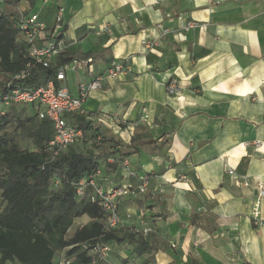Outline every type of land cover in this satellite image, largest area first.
Listing matches in <instances>:
<instances>
[{"label": "crops", "instance_id": "crops-1", "mask_svg": "<svg viewBox=\"0 0 264 264\" xmlns=\"http://www.w3.org/2000/svg\"><path fill=\"white\" fill-rule=\"evenodd\" d=\"M60 7L63 51L106 58L91 57L92 74L83 65L66 73L72 94L112 61L128 66L90 93L87 120L106 139L129 142L141 123L159 141L129 156L134 186L144 177L149 184L124 198L121 227L161 248L147 263L133 244H116L110 263L264 264L258 191L241 183H264V0H23L11 10L37 13L53 28ZM180 15L197 25L185 29ZM106 175L105 183L126 182ZM259 211L264 217V197Z\"/></svg>", "mask_w": 264, "mask_h": 264}, {"label": "trees", "instance_id": "trees-1", "mask_svg": "<svg viewBox=\"0 0 264 264\" xmlns=\"http://www.w3.org/2000/svg\"><path fill=\"white\" fill-rule=\"evenodd\" d=\"M21 1L0 0V74L12 81L11 87L22 84L37 88L49 80L59 86L57 73L75 56L62 51L45 67L29 55V44L19 38L20 20L31 12L11 10ZM28 1L33 7L35 0ZM89 57L105 55L89 52L77 59ZM25 69L24 78H13ZM7 88L6 83H0V97ZM73 118L84 131L79 141L90 145L78 149V141L52 159L47 143L53 136V123L40 119L34 105L14 104L0 114V264H56L61 251L66 258H73L72 264H110L101 259L93 263L90 253L96 244L107 242L113 247L133 244L137 255L148 254L146 262L153 261L161 248L159 242L134 228L122 229L120 225L107 229L102 207L90 199L92 187L79 197L76 184L98 170L105 178L106 172L122 178L123 160L148 146L156 148L159 141L145 124H136L130 141L124 142L106 139L85 114ZM82 216L90 220L72 231ZM198 219L192 215L191 224L201 225Z\"/></svg>", "mask_w": 264, "mask_h": 264}, {"label": "built area", "instance_id": "built-area-1", "mask_svg": "<svg viewBox=\"0 0 264 264\" xmlns=\"http://www.w3.org/2000/svg\"><path fill=\"white\" fill-rule=\"evenodd\" d=\"M179 19L184 22L185 29H191L197 24L189 21L185 16L180 15ZM54 27H50L39 18L37 13L25 15L20 20L21 36L20 40L29 44V55L43 66L49 64L64 50L65 39L63 38L64 8L60 7L56 15ZM93 59H73L68 65L61 67L57 73L60 85L57 86L53 80L37 88H30L22 84L11 87L12 81L7 79L4 83L8 87L2 92L0 97V114H5L7 109L14 104L34 105L40 119H49L53 123V136L47 143V149L51 152L52 159L61 155L70 145L77 143L84 136V131L75 123L73 115L85 114L84 105L93 90L101 89L103 82L108 77H118L123 74L128 66L125 61L114 60L110 67L100 74L94 75L90 80L78 83V93L72 94L70 88L65 83L67 69H76L78 65L87 68L88 73H93ZM30 67V64L27 65ZM28 70L25 69L16 74L13 78L22 79ZM12 79V78H11ZM170 93L178 92L176 83L168 84ZM258 145V142H256ZM122 179L126 182L121 184H106L102 180L100 170L93 174L81 178L77 182V194L83 196L87 187H92V202L98 203L104 211V223L107 229H116L122 223L121 204L127 195H138L145 193L148 187L146 177L140 179V183L135 187L132 179L137 176L133 169L132 159L127 157L122 162ZM230 175H235L233 169H228ZM237 177V176H236ZM185 178V177H184ZM239 178V177H238ZM244 186H253L258 191L253 212V220L256 225H264V217L261 216L259 207L261 199L264 197V183L260 180L251 181L247 177L241 179ZM113 243H98L90 249L93 263L97 259L110 263L113 252ZM56 258V264H71V260L65 257ZM111 264V263H110Z\"/></svg>", "mask_w": 264, "mask_h": 264}, {"label": "rangeland", "instance_id": "rangeland-1", "mask_svg": "<svg viewBox=\"0 0 264 264\" xmlns=\"http://www.w3.org/2000/svg\"><path fill=\"white\" fill-rule=\"evenodd\" d=\"M70 69H67L66 72H69ZM7 76L6 75H2L0 74V83H4L5 81H7ZM90 145V143H83V142H80L76 145V147L78 149H85L86 147H88ZM24 146V145H23ZM55 184H56V180H55ZM77 220V219H76ZM81 223H78L77 221L74 222V225L72 226V231L75 229V227H77L78 225H80ZM59 258H62V257H65V254L63 251L59 252ZM66 258V257H65ZM71 260V264H72V261H73V258H69ZM7 264H21L19 262H8Z\"/></svg>", "mask_w": 264, "mask_h": 264}]
</instances>
